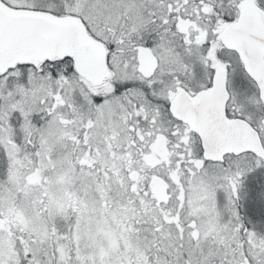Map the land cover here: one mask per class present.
Returning a JSON list of instances; mask_svg holds the SVG:
<instances>
[{
  "label": "snow or ice",
  "instance_id": "obj_1",
  "mask_svg": "<svg viewBox=\"0 0 264 264\" xmlns=\"http://www.w3.org/2000/svg\"><path fill=\"white\" fill-rule=\"evenodd\" d=\"M0 264H264V0H0Z\"/></svg>",
  "mask_w": 264,
  "mask_h": 264
}]
</instances>
